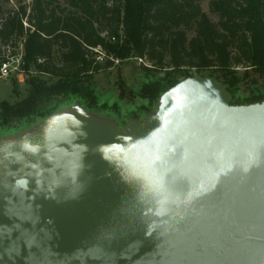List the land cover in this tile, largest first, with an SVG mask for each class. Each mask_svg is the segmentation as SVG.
<instances>
[{"label": "water", "instance_id": "95a60500", "mask_svg": "<svg viewBox=\"0 0 264 264\" xmlns=\"http://www.w3.org/2000/svg\"><path fill=\"white\" fill-rule=\"evenodd\" d=\"M188 78L127 130L79 107L0 137V264H264V101Z\"/></svg>", "mask_w": 264, "mask_h": 264}, {"label": "trees", "instance_id": "16d2710c", "mask_svg": "<svg viewBox=\"0 0 264 264\" xmlns=\"http://www.w3.org/2000/svg\"><path fill=\"white\" fill-rule=\"evenodd\" d=\"M4 1L0 67L7 52L15 55L20 46L28 89L18 102L0 101L2 138L67 108L98 109L94 75L132 57L146 64L147 80L130 91L118 82L120 99L145 103L130 120L151 113L159 98L193 71L203 76L209 70L207 77L225 85L234 106L264 101L258 80L264 79V0H211L212 15L201 0H63L64 7L33 0L30 9L9 12ZM246 83L247 97L240 95Z\"/></svg>", "mask_w": 264, "mask_h": 264}, {"label": "rangeland", "instance_id": "374dc122", "mask_svg": "<svg viewBox=\"0 0 264 264\" xmlns=\"http://www.w3.org/2000/svg\"><path fill=\"white\" fill-rule=\"evenodd\" d=\"M210 1L211 0H201V6L204 12L208 13L209 15H212L209 10ZM46 2L52 3L53 6L59 5L61 7H64L66 5L63 0H57L55 2H52L51 0H46ZM32 4H33V0H5L3 3V8L5 12H9V11L17 10L20 6H26L27 8L30 9ZM213 19L217 20L215 17H213ZM18 47L19 48L15 51L16 53L19 52L20 50V46ZM98 60L102 64L106 62L104 55H101ZM145 66H146L145 63L141 62L140 59H136L134 57L125 60L123 62L115 61L114 66L112 68L110 69L105 68L101 70L99 73L94 75V78L92 80V85L97 90V94L99 96V103H100L99 108L96 110L89 111L85 109L82 105H77L75 107H79L91 114H95L98 117L114 122L115 124H117L119 129L123 131L127 130L129 126L136 121H141V122L145 121L149 116L155 114V105L157 103L153 106L151 113H149L148 115L141 116L137 120H130L131 119L130 114L132 112L139 113L140 106H142L145 103L140 99L138 100L136 99L133 101V103H131L130 102L131 100L129 101L130 99L129 96H127L124 100L120 99V89L118 87V82L122 81L124 86L128 89V91L139 88L141 84L147 80V76H146L147 73L144 70ZM192 73H193V77L200 76L197 73H195V71H193ZM209 73H210L209 70L203 71L202 72L203 76L200 77L208 78L207 76L209 75ZM157 77L162 78L164 77V74L158 73ZM45 78L48 80L47 76H45ZM27 79L28 77L27 75H25L24 72H21L20 74L12 75L10 78L5 80L0 79V101H8L10 103H15L25 98L28 89ZM258 80H259V86L263 88L264 79L261 80L258 79ZM249 92H250V85L246 83L242 86L240 95L247 97L249 95ZM18 125L19 123L16 122L14 123L13 126L16 127ZM32 129L33 127L26 129L23 128L20 131L16 132L14 135L7 136L4 138L21 137L30 133Z\"/></svg>", "mask_w": 264, "mask_h": 264}, {"label": "built area", "instance_id": "2783aa9c", "mask_svg": "<svg viewBox=\"0 0 264 264\" xmlns=\"http://www.w3.org/2000/svg\"><path fill=\"white\" fill-rule=\"evenodd\" d=\"M100 58V57H99ZM98 58V59H99ZM23 66V51L22 49L15 55L11 50L7 52L6 58L0 67V79H8L12 75L20 74Z\"/></svg>", "mask_w": 264, "mask_h": 264}]
</instances>
